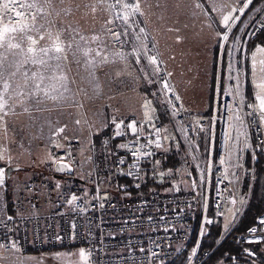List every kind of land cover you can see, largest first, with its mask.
Here are the masks:
<instances>
[{
  "label": "rangeland",
  "instance_id": "rangeland-1",
  "mask_svg": "<svg viewBox=\"0 0 264 264\" xmlns=\"http://www.w3.org/2000/svg\"><path fill=\"white\" fill-rule=\"evenodd\" d=\"M18 2L19 16L13 13L12 0H5L0 5L2 6L0 31L5 27L16 29L7 33L2 42L3 46H0V61L4 63V69L7 70L5 75L10 84L8 92L3 94L0 91V94L4 95V99L14 109L6 118L7 131L5 132L0 126V145L6 146H0V153L6 156V161H0V165L10 164L21 167L11 174L6 188L0 189V219L7 214L9 197L13 199L18 197L22 186L33 177L42 176L47 182L64 185V182H56L54 181L56 178H53L55 164L53 155L57 150L72 148L79 157L76 177L79 180L89 179L90 142L114 121L122 118L135 116L147 128L161 125L165 131L162 153L168 150L173 140L177 138L183 140L190 163L196 169L197 178L189 165L179 168L176 172H163V176L161 171L156 169L149 176L154 177L160 184L169 183L167 188L156 190L192 193L200 205L207 189L209 159L215 160L218 150H215L211 157V131L209 153L207 159L203 160L197 133L204 129L200 130L199 124L214 115L217 118L216 126L219 131H223L225 126H228L224 143L226 161L229 165L234 160L235 141L238 138L241 140L245 156L248 151H252L247 119L243 115V108L248 101L245 96V43L249 39L253 23L257 22L264 10V4L250 13L251 5L245 8L244 14L239 16L228 32L230 37L233 31L240 29L241 37L233 43L226 58L228 62L230 60L229 73L234 70L233 76L235 74L239 80L228 81L226 76L221 81L222 60L228 42H222L217 33L223 34V16L228 14L231 8H239V0H219L223 5L222 10L210 14L196 7L198 0H162L160 7L145 11L144 16L137 15L131 9H124L122 5L125 0H120L121 15L129 17L128 24H132L133 19L138 22L132 24V29L127 28L121 15L115 14L108 0H103V3L97 0H64L63 3L59 0H18ZM5 3L9 5L7 9L3 7ZM140 7L144 10L143 4ZM21 13H28L30 16L23 18ZM105 21L111 23L106 24ZM140 27L145 29L143 33L138 31ZM108 29L121 33L128 32V35L122 34L118 41ZM41 36L44 39H40ZM93 36H97L98 39L93 40ZM135 36H138L139 40L134 39ZM29 37L36 39L37 44L32 45ZM53 43H59L65 48L64 55L67 56V60H49L51 66L40 67V71L46 77L59 76L63 73L67 79L66 81L45 79L42 87L51 90L55 85L59 91H53L52 94L60 96V92H63V96L56 101L45 100L44 103L36 105L31 100L17 95L20 91H24L27 96L30 87L18 88L16 85H23L25 71L29 76L37 71L39 66L33 65L31 58L48 60L49 56L54 54L50 52L49 56H45L40 51L42 47L51 48ZM17 44L20 45L19 48L11 46ZM30 46L37 49L34 57L27 51ZM153 47L159 53L157 59L161 62V70L155 75L154 66L149 64L144 55V49ZM134 49L135 54H133ZM216 49L219 50L217 75L213 73V55ZM98 52L100 55H97ZM153 54L147 53V55ZM5 56L7 60H4ZM136 56H140L139 62ZM255 58L259 75L260 69L264 67L260 63L264 61V55L258 54ZM24 61L27 63H23ZM10 63H15L16 66L8 68ZM57 64L60 67H55ZM11 72H16V75H9ZM169 72L171 76L167 75ZM161 76H164V80L172 86L170 91L180 96V101L176 102L179 106L182 105L180 116H184V124L179 122L178 115H172L171 104ZM213 83L216 85L213 86ZM237 83L240 85L238 92L234 86ZM31 84L32 81L29 80V86ZM62 84H66L67 91L60 87ZM221 91L224 93L222 102L219 100ZM155 101L168 112L169 124L164 125L158 121ZM227 102H230L229 110ZM145 103L148 104L147 108L144 107ZM25 108L28 111H24ZM235 109L239 110L241 116ZM146 112L151 116V121L145 115ZM261 123L264 127L262 114ZM59 128H63L64 131L57 134ZM216 136L215 140L219 145L221 136L217 133ZM245 172L241 179H235L231 171L227 173V178L233 187V197L223 204L220 211L211 212L214 218L213 226L218 220L223 223L220 249L230 242H234L238 248L237 243L232 240V235L240 233L234 230L251 197L249 188L244 192L245 180L250 177L256 182L258 179L254 169L251 171L247 169L246 159ZM146 175H144V183ZM171 188L179 190L169 191ZM8 192H10L9 196ZM233 199L237 203L232 204ZM202 245L203 241L201 249ZM78 251L71 255L42 254L18 257L0 249V256L4 257L0 264H85L84 258L79 257ZM209 254L206 264L213 253L209 252ZM87 264H90L89 259Z\"/></svg>",
  "mask_w": 264,
  "mask_h": 264
},
{
  "label": "built area",
  "instance_id": "built-area-1",
  "mask_svg": "<svg viewBox=\"0 0 264 264\" xmlns=\"http://www.w3.org/2000/svg\"><path fill=\"white\" fill-rule=\"evenodd\" d=\"M3 1L5 2L0 0V5ZM108 1L115 14L120 16V3H117V0ZM12 3L13 13H19L18 0H12ZM21 15L26 18L30 16L28 13ZM261 20H264V12L257 22ZM262 30L252 28L249 38L254 39ZM167 96L170 104L174 102L178 105L170 90H167ZM251 103L252 101H246L243 108L251 140L250 149L264 158V148L260 146L264 143L261 113L257 103L249 107ZM229 105L230 102H227L228 110ZM235 111L239 113L238 109ZM181 112L180 109L179 122L184 124ZM209 120L212 122L210 154L212 157L214 151L218 150V155L215 160L209 159L208 183L202 205L188 192H143L145 164L161 155L165 144L164 129L161 125L147 128L140 119L130 116L114 121L109 132L99 141L93 138L90 142L89 179L79 180L76 177L79 157L72 148L57 150L53 155L54 161L62 160L69 164L73 168V174L66 175L65 179H54L56 182H64L62 186H57L52 181L47 182L46 178L41 176L28 180L22 186L18 197L9 202L6 216L11 215L14 220L7 221L10 230L0 226V240L11 237L18 241L20 252L11 253L18 257L34 256L31 254L32 250L77 246L84 249L86 254L91 250L88 255L90 264H163L182 256L188 259L193 247L198 245L197 255L191 261L188 260V264H206L210 254L206 252L202 257L201 244L203 238L210 234L214 224L211 212L220 211L223 204L233 197V187L227 173L231 171L235 179H241L246 174L245 151L241 140L238 138L235 141L234 160L229 165L224 143L228 126H225L223 131L220 130L222 138L220 137L217 145V118L213 115ZM206 122L199 124L200 130L205 129ZM130 123L136 125L135 135L128 127ZM156 142L161 145L159 148L156 147ZM140 145H144L140 149L141 153L150 152L151 155H141L139 158L133 156L132 153L140 148ZM220 159L225 160L223 165L219 163ZM0 166L6 170L5 189L8 181L7 168L10 164ZM136 184L140 186L137 188ZM73 194L78 199L74 206H69L66 200ZM105 194L107 200L95 198ZM101 203L104 205L102 208L99 206ZM149 217L152 219L149 220ZM161 217L164 219L161 220ZM260 217H264V213L244 232L232 235V240L238 245V256L215 264H260L255 246H262L264 253V244L246 242L256 238L264 239V232L259 229L255 234L249 232L251 227L256 226ZM208 219L213 223L207 224ZM73 224L75 228L72 227ZM165 226L169 229L167 232L164 231ZM57 236L63 239L57 240ZM246 249L255 251L256 255H247ZM153 252L159 255L153 256Z\"/></svg>",
  "mask_w": 264,
  "mask_h": 264
},
{
  "label": "snow or ice",
  "instance_id": "snow-or-ice-1",
  "mask_svg": "<svg viewBox=\"0 0 264 264\" xmlns=\"http://www.w3.org/2000/svg\"><path fill=\"white\" fill-rule=\"evenodd\" d=\"M59 2L63 3L64 0H59ZM97 2L99 3H103V0H97ZM117 3H120V0H117ZM162 3V0H129L128 3H124L122 5V7L124 9H131L134 13H136L139 16H144L145 15V11L147 10H151L153 7H160ZM143 4L144 5V10H141L140 5ZM239 8L233 7L231 8L230 12L226 15L223 16V29L224 32L221 35L220 33H217V35L220 37V40L222 42H228L229 41V35L228 32L231 31L232 26L236 23V21L239 19L240 15L244 14V9L248 8L250 5H253V0H239ZM3 7L5 9H7L9 7V5L7 3H5L3 5ZM87 7V5H86ZM196 7L200 8L202 11H204L205 13H212L215 11H221L223 5H221L219 3V0H202V2L197 3ZM93 11H95V8L93 7ZM17 16L20 15V13L16 14ZM121 18L124 20L125 25L127 26L128 29H132V24H137L138 22L133 19L132 20V24H128V19L129 17L125 16V15H121ZM105 23H111V21H105ZM253 29L259 30V29H264V20H261L257 23H253L252 25ZM9 31H16L15 28L9 29L8 27H5L2 31H0V46H3V41L5 39V36L7 35V33ZM109 32H111L112 36L116 39V40H120L121 35H128V32H115L112 29H108ZM138 31L140 33H143L145 31V29L143 27H140L138 29ZM233 39H235V35H233L232 37ZM28 39L31 40L32 45H36L37 44V40L33 39L32 37H29ZM40 39H44L43 36L40 37ZM81 39H83V37H81ZM93 40L98 39L97 36H93L92 37ZM134 39L139 40L138 36H135ZM121 43H123V41H120ZM12 47H17L19 48L20 45H11ZM143 48V45H141ZM69 47H71V45H69ZM27 51L29 53L33 54V57L35 56V53L37 51V49L35 47H29L27 49ZM40 51L44 53L45 56H49V53H54L53 55L49 56L48 60H44V59H35V58H31V62L33 65H37L39 66L37 68V71L32 72L31 76H29L28 72L25 71L24 72V81H23V85L17 84L16 87L20 88H29L30 87V91H28L27 96H25V92L24 91H20L17 95H19L20 97H25V99L31 100L34 104L39 105L45 102V100H51V101H56L60 98V96H63V92H60V96L57 95H53L52 92L53 91H59V89L53 85L51 90L48 87H42L43 82L45 79L48 80H53L56 79L58 81H66V76L61 73L59 76H45L43 72L40 71V67H44V66H51L49 64V60H54V61H60L61 59L63 60H67V56L64 55L65 53V48L62 47L59 43H53L51 48H40ZM256 51H259L261 53H264V47H259L256 49ZM148 52H152L154 53L153 55H147ZM59 54V55H56ZM133 54H135V49ZM97 55H100V53L98 52ZM144 55L145 58L147 59V61L149 62L150 65L154 66L153 68V74L155 75L156 72L161 70V62L158 61L157 56L159 55L158 52H156V49L153 47L152 49H144ZM137 62H139L140 56H136L135 57ZM4 60H7V57H4ZM106 60V57H105ZM23 63H27V61H24ZM261 65H264V61L260 62ZM15 63H10L8 65V68H12L15 67ZM55 67H60L59 64H57ZM7 70L4 69V63L3 61H0V82H2V89H0V91H2L3 94H6L10 88V84L8 82V78L5 75V72ZM9 75L11 76H15L16 72H11L9 73ZM168 76H171V73H167ZM247 76V80L248 82L251 84L253 92H252V103L249 104V107H252L253 105L256 104V102L258 101V108H259V112L262 114V118H264V67H262L260 69L259 75L257 74V68H256V58L255 55H253L251 57V61H250V67H249V71L246 73ZM230 79L233 80H239V77H235V76H230ZM29 80L32 81L31 86H29ZM161 80L164 81V89L165 90H170L172 86H170L166 80H164V76H161ZM237 92L239 91V87L240 85L237 83L234 85ZM60 87H62L64 89V91H67V87L66 84H62L60 85ZM0 94V126L3 127V130L6 132L7 131V120L6 118L9 116V114L14 110L12 108L11 105H9L7 103V100L4 99V95ZM229 95H231V93H229ZM223 96L224 93L223 91L220 92L219 94V100L222 102L223 101ZM172 97L174 101H180V96L175 95V93H172ZM11 97H9L10 99ZM145 108L148 107V104L145 103L144 105ZM180 108H182V105L178 106L176 103H171V110H172V115H178ZM24 111H28L27 108L24 109ZM145 115L148 117L149 121H151V116L146 112ZM76 123H79V121H76ZM197 124H199V122L197 121ZM129 128L132 129L133 134H136V125L135 123H130L128 125ZM202 128V126H201ZM64 131L63 128H59L57 130V134L62 133ZM194 139V137H193ZM148 143H152V141H148ZM210 143V141H209ZM2 147H6L4 145H0ZM161 145L159 144V142H156V147L159 148ZM262 148H264V143H261L260 145ZM144 145H140V148H137L136 151H134L132 154L133 156H137L139 158V156H144V157H148L151 155L150 152H140V149L143 148ZM0 161H6V156L4 153H0ZM54 163H58L60 165V167L58 168V170H68L71 171L69 165H67L66 163H64L62 160H55L53 161ZM121 163H123V161H120ZM220 164H224L225 160L224 159H220L219 160ZM164 173L161 172V176H163ZM5 176H6V170L5 167L0 166V189H3L5 186ZM231 183V181H229ZM59 186V185H57ZM140 185L136 184V187L138 188ZM178 191L179 189H175V188H171L169 189V191ZM126 195H130V193H126ZM96 199L99 200H107V195H103V196H99L97 195V197H95ZM78 199V197L73 194L69 199L66 200V204H68L69 206H74V202H76ZM237 203V201L235 199L232 200V204ZM101 208L104 207L103 203H101L99 205ZM34 207V206H33ZM139 210V209H138ZM82 211V209H81ZM149 220L152 219V217L148 218ZM161 220H163L164 218L161 217ZM14 217L11 215H8L6 217H4L3 219H0V226L5 227L6 229H9V226L7 225V221H13ZM207 224H212L213 221L211 219H208L206 221ZM73 228H75V225H72ZM258 229L261 232H264V217H260L257 219L256 222V226H253L249 229V232H251L252 234L257 233ZM169 229L167 228V226L164 227V231L167 232ZM57 240H62L63 237L57 236L56 237ZM246 242L248 243H253V244H264V239H260V238H256V239H251V240H247ZM197 246H194L191 252V255L188 257V260L191 261L193 257H195L197 255ZM0 249H4L7 252L10 253H18L20 252V246L18 241L12 239L11 237H7L6 239H2L0 240ZM141 251H143V249H141ZM247 255L249 256H255L256 252L255 251H250V250H245ZM91 250H89V252L86 254L84 249H79L78 251V255L79 257H83L85 264H87V259H88V255H90ZM60 254L58 253L57 256H59ZM153 256H158L159 253L153 252L152 253ZM4 257L0 256V260H3ZM232 259H235L234 257H232Z\"/></svg>",
  "mask_w": 264,
  "mask_h": 264
},
{
  "label": "trees",
  "instance_id": "trees-1",
  "mask_svg": "<svg viewBox=\"0 0 264 264\" xmlns=\"http://www.w3.org/2000/svg\"><path fill=\"white\" fill-rule=\"evenodd\" d=\"M128 2L129 0H125V3ZM200 2H202V0H198V3ZM263 4H264V0H253V5H251L249 8V13L259 8ZM263 12L260 14L259 18L261 17ZM21 17L23 16L21 15ZM139 19L141 20L140 17ZM239 31L240 29H236L231 33L229 37L227 48L223 56L224 59L222 60L223 64L221 70V81L225 75L226 63H227L226 58L230 54L233 43L241 37L239 36ZM233 35H235V39L232 38ZM245 44H246L245 45L246 53L244 58V69L246 74L249 71L251 54L257 48L264 47V29L254 39L249 38ZM218 57H219V50L216 49L213 55V73L215 75H217L218 73ZM212 85L215 86L216 83H213ZM252 92H253L252 86L248 82L247 76H245V96L248 100L247 102L252 101ZM156 107H157L158 121H161L162 124L164 125L169 124L170 117L168 115V112L165 111L164 108L158 104V102H156ZM109 130H110V125L105 130H103L99 135L95 136L94 139L96 141H99L104 134L109 132ZM211 131H212V122L211 120H208L206 122L205 129L199 134L198 145L203 160L207 159L209 153V147H210L209 141H210ZM217 134L218 135L220 134L219 129H217ZM164 135H165V131H164ZM245 159H246L247 169L250 171L254 169L255 175L257 176L258 179L256 182L252 181L250 177L245 180L246 185L244 187V192H247L249 188V190L251 191V197L234 230L235 232H240V233L244 232L249 226L253 225L255 223L256 218L264 213V158L260 155H256L253 151H248L246 153ZM185 165H189L192 173L197 178V172L194 166L191 165L190 163V158L187 152L186 145L184 144L182 139L177 138L171 142L167 151H165L160 156L155 157L152 161H149L145 164V175L146 174L147 175H146L145 183L143 185V192L145 193L147 190L165 189L169 186V183L160 184L156 181L154 177L149 176V174L152 171L158 169L161 172H176L179 168H182ZM53 177H54V170H53ZM9 194L10 192H8V196ZM10 200H12L11 196L9 197L8 203L10 202ZM222 228H223V223L221 220H218L217 223L212 227L210 235L205 237L203 240V245L201 249L202 256L205 254L206 251L213 253L212 257L208 258L207 264H215L218 261L230 260L232 259V257L238 256L237 253L238 248L236 247L234 242H230L226 244L223 249L219 248V243L222 239ZM255 248L260 264H264V253L262 251V246L257 245L255 246ZM79 249L80 247L77 246H57L52 249L45 248L43 250H32L31 254H34V256H38L42 254L49 256L51 255L57 256L58 253L60 255L62 254L71 255L76 250ZM166 264H186V258L182 256Z\"/></svg>",
  "mask_w": 264,
  "mask_h": 264
},
{
  "label": "water",
  "instance_id": "water-1",
  "mask_svg": "<svg viewBox=\"0 0 264 264\" xmlns=\"http://www.w3.org/2000/svg\"><path fill=\"white\" fill-rule=\"evenodd\" d=\"M67 164V163H66ZM69 165V164H67ZM60 167V165L58 163H55L54 165V177L56 179H63L66 177V175H72L73 174V168L69 165L71 171L68 170H58V168ZM21 167H17V166H9L7 168V177L8 179L10 178L11 174L20 170Z\"/></svg>",
  "mask_w": 264,
  "mask_h": 264
},
{
  "label": "crops",
  "instance_id": "crops-1",
  "mask_svg": "<svg viewBox=\"0 0 264 264\" xmlns=\"http://www.w3.org/2000/svg\"><path fill=\"white\" fill-rule=\"evenodd\" d=\"M258 54H263L264 55V53H261V52H259V51H254L252 54H251V56H250V61H251V57L253 56V55H255V57L256 56H258ZM229 62H230V60H229ZM229 62H228V60H227V63H226V70H225V75H224V77H226L227 76V80L228 81H233V79H230L229 77L230 76H233V72H234V70L233 71H230V73H229V70H230V68H229ZM249 67H250V64H249ZM257 73H258V71H257ZM234 76H235V74H234ZM257 104H258V101L256 102Z\"/></svg>",
  "mask_w": 264,
  "mask_h": 264
}]
</instances>
